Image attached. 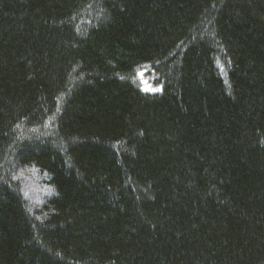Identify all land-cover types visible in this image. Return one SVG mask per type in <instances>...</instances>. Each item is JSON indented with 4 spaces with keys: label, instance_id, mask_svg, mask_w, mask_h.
Returning a JSON list of instances; mask_svg holds the SVG:
<instances>
[{
    "label": "trees",
    "instance_id": "1",
    "mask_svg": "<svg viewBox=\"0 0 264 264\" xmlns=\"http://www.w3.org/2000/svg\"><path fill=\"white\" fill-rule=\"evenodd\" d=\"M0 264H264V0H0Z\"/></svg>",
    "mask_w": 264,
    "mask_h": 264
},
{
    "label": "rangeland",
    "instance_id": "2",
    "mask_svg": "<svg viewBox=\"0 0 264 264\" xmlns=\"http://www.w3.org/2000/svg\"><path fill=\"white\" fill-rule=\"evenodd\" d=\"M16 176L22 185L24 198L33 205L41 203L43 197L53 193L44 185L43 177L34 168L18 170Z\"/></svg>",
    "mask_w": 264,
    "mask_h": 264
},
{
    "label": "snow or ice",
    "instance_id": "3",
    "mask_svg": "<svg viewBox=\"0 0 264 264\" xmlns=\"http://www.w3.org/2000/svg\"><path fill=\"white\" fill-rule=\"evenodd\" d=\"M145 90H148V89H145ZM159 89H154L153 91H158Z\"/></svg>",
    "mask_w": 264,
    "mask_h": 264
}]
</instances>
